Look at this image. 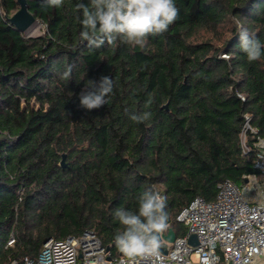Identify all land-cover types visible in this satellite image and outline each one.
Segmentation results:
<instances>
[{
  "label": "trees",
  "instance_id": "trees-1",
  "mask_svg": "<svg viewBox=\"0 0 264 264\" xmlns=\"http://www.w3.org/2000/svg\"><path fill=\"white\" fill-rule=\"evenodd\" d=\"M81 2L27 0L43 25L27 36L9 21L17 0H0V264H25L48 240L87 231L119 258L114 211L136 210L148 187L166 196L179 237L177 217L192 201L258 175L240 134L249 114L264 137V56L249 62L239 31L264 42V0H174L178 19L145 47L117 39L99 49L80 41ZM102 76L114 80L109 103L80 107L86 81ZM143 111L149 120L130 119Z\"/></svg>",
  "mask_w": 264,
  "mask_h": 264
},
{
  "label": "built area",
  "instance_id": "built-area-1",
  "mask_svg": "<svg viewBox=\"0 0 264 264\" xmlns=\"http://www.w3.org/2000/svg\"><path fill=\"white\" fill-rule=\"evenodd\" d=\"M240 134L242 151L253 155L258 175L240 186L230 180L217 187L213 201L198 197L184 208L177 221L185 234L167 242L162 234L159 259L139 260L138 264H264V137L251 125V115H244ZM197 244L190 243L191 236ZM13 241L10 242V244ZM16 264V263H13ZM25 264H127L126 258H113L93 231L64 240H48L33 260Z\"/></svg>",
  "mask_w": 264,
  "mask_h": 264
},
{
  "label": "clouds",
  "instance_id": "clouds-1",
  "mask_svg": "<svg viewBox=\"0 0 264 264\" xmlns=\"http://www.w3.org/2000/svg\"><path fill=\"white\" fill-rule=\"evenodd\" d=\"M49 7L60 8L64 0H46ZM77 19L82 25L79 38L89 48H102L112 45L117 39L131 47H145L150 36H157L168 31L178 19L179 9L174 0H89L75 5ZM239 47L246 54L249 62L258 61L264 56V42L255 34L241 27ZM72 68L69 66L62 74V79H71ZM114 89V80L102 76L99 82L88 80L78 94L80 107L93 110L109 103V96ZM151 97L145 104L149 108ZM152 116L150 111L135 112L130 119L143 123ZM138 208L129 210L118 207L114 219L121 229L114 235L116 249L126 258L127 264H138L139 260L159 259L162 234L169 227L167 198L154 186H150L138 196Z\"/></svg>",
  "mask_w": 264,
  "mask_h": 264
},
{
  "label": "water",
  "instance_id": "water-1",
  "mask_svg": "<svg viewBox=\"0 0 264 264\" xmlns=\"http://www.w3.org/2000/svg\"><path fill=\"white\" fill-rule=\"evenodd\" d=\"M20 5V9L9 19L10 23L16 27L19 31L27 32L36 22V18L29 11L27 6V0H17ZM62 166H65V157L62 160ZM247 182V181H246ZM167 242H174L176 239L175 232L170 229L168 234L163 237ZM190 243L196 245L197 237L195 235L191 236ZM161 252L167 253V249L164 245H161ZM122 256V254H120Z\"/></svg>",
  "mask_w": 264,
  "mask_h": 264
},
{
  "label": "rangeland",
  "instance_id": "rangeland-1",
  "mask_svg": "<svg viewBox=\"0 0 264 264\" xmlns=\"http://www.w3.org/2000/svg\"><path fill=\"white\" fill-rule=\"evenodd\" d=\"M43 32V25L39 22H36L27 32L26 35L27 36H39L41 35ZM201 37L207 38V37H213V39L216 40V36H214L213 34H208V33H204L202 32L200 34ZM218 43V42H215Z\"/></svg>",
  "mask_w": 264,
  "mask_h": 264
}]
</instances>
